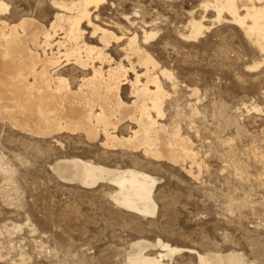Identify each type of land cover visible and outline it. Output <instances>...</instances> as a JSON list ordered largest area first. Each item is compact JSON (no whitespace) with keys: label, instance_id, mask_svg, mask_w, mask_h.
<instances>
[{"label":"rangeland","instance_id":"374dc122","mask_svg":"<svg viewBox=\"0 0 264 264\" xmlns=\"http://www.w3.org/2000/svg\"><path fill=\"white\" fill-rule=\"evenodd\" d=\"M3 1L11 14L0 19L27 15L48 26L54 16L52 0ZM202 3L108 0L101 14L129 29L127 16L145 12L156 19L150 52L177 84L173 90L162 79L169 93L162 121L169 129L178 125L191 140L200 166L104 149L81 133L39 137L0 117V264H128L129 246L139 238H160L201 254L233 250L247 264H264V54L236 24L215 20ZM192 16H205L210 28L184 39ZM125 95L131 102L129 89ZM132 128L126 123L119 133L127 136ZM66 157L153 175L156 214L121 207L108 183L88 188L62 181L52 166ZM164 261L201 264L188 251Z\"/></svg>","mask_w":264,"mask_h":264},{"label":"bare ground","instance_id":"6f19581e","mask_svg":"<svg viewBox=\"0 0 264 264\" xmlns=\"http://www.w3.org/2000/svg\"><path fill=\"white\" fill-rule=\"evenodd\" d=\"M107 1L52 0L54 16L48 26L27 15L17 21L0 19V117L39 137L81 133L89 143L100 142L104 149L140 151L172 164L190 160L199 167L191 140L181 134L178 125L169 129L162 121L164 99L169 95L162 79L173 90L177 84L173 73L160 67L150 52L157 34L156 19L145 12L134 19L127 16L130 29L126 28L101 16ZM260 4L261 0H203L201 6L213 11L215 20L236 24L264 54ZM9 13V5L0 0V15ZM204 21L205 16L190 17L185 24L187 33L181 37H201L210 28ZM256 67L258 63L250 66ZM126 89L131 102L125 100ZM126 123L134 128L122 136L119 131ZM52 168L65 182L88 188L112 185L111 198L126 210L142 216L157 212L154 191L158 180L143 170L110 167L79 157L60 158ZM154 249L159 250L149 252ZM182 251L196 253L201 264H247L237 251L201 254L160 238L132 241L127 262L168 264L166 258Z\"/></svg>","mask_w":264,"mask_h":264},{"label":"snow or ice","instance_id":"6c2138e0","mask_svg":"<svg viewBox=\"0 0 264 264\" xmlns=\"http://www.w3.org/2000/svg\"><path fill=\"white\" fill-rule=\"evenodd\" d=\"M37 7H40V5L38 4ZM260 7L262 10H264V0H261Z\"/></svg>","mask_w":264,"mask_h":264}]
</instances>
